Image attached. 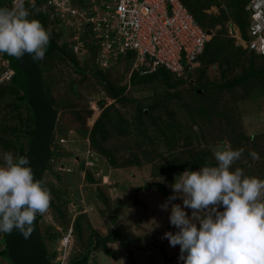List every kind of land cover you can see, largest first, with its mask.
<instances>
[{"label": "trees", "instance_id": "obj_1", "mask_svg": "<svg viewBox=\"0 0 264 264\" xmlns=\"http://www.w3.org/2000/svg\"><path fill=\"white\" fill-rule=\"evenodd\" d=\"M46 1L25 0V8L29 11V19L38 20L50 33V36L59 37L62 41L65 31L62 29L58 17L52 16L53 10L46 6ZM99 1L71 0V3L78 8L88 9L94 2ZM182 1L198 23L209 32L210 28H216L219 23L230 18L238 25L242 37L248 38L247 30L250 22V13L246 6L249 0H227L229 8L226 11L222 9L218 14L209 10L213 5L221 6V0ZM219 36L221 37L222 35L217 30V33L212 35L211 39L206 43L204 52L198 57L201 66L197 65L192 71L187 72L186 76L181 77L164 67L145 74L135 70L128 78L129 83L118 85L117 81L113 80L111 74L114 71H126L129 74L134 59V51L129 50L122 53L111 66L101 68L94 61L96 50H91L89 56L84 60H80L73 50L69 48V39L67 40V37L64 38L62 43L55 44L56 50H48L46 46L43 60L58 55L62 60H67L73 65V74H75L78 80L70 79L69 85L74 88L69 93L79 95L80 92L76 91L75 86L78 87V85L81 86L84 82H88V85L92 84L94 88H98L97 85L99 84L100 88L105 92V96L111 98L109 104H106L107 99L97 100L101 110L89 134L90 148L93 151L106 158L112 166L122 167L127 165L132 166L133 164L140 166L145 160L147 163L152 164L153 175L171 177L173 174L178 175L182 173L187 168L197 170L205 164L214 165L216 163L211 157V150L202 146L203 139L205 138L203 132L208 121H216L220 126L218 129L221 131L220 134L226 135L231 146L234 149H242V152L246 153L244 154L246 155L245 158L242 156L236 161L247 158L253 159L249 155L252 151H255L258 157L264 155V143L262 141L259 140L257 142L255 137L247 136L245 132L240 134V136L234 135L238 133V126L235 124L236 121L234 120L235 117L233 118L232 116V111L235 109L237 103L229 99L223 101V94L230 93L231 99L237 101L249 96L255 87H260V90L264 94V65L255 67L253 62L257 55L264 58V54H258L254 50H249L236 42L232 37L220 39ZM223 50H227V52H223ZM215 62H220L222 66L219 78L214 80L206 77V68L212 63L215 64ZM245 62L248 63V67H243L244 65L242 64ZM197 70L198 79L194 83L192 82L190 86L191 98H195L197 102L191 108L185 101L187 98H185L184 91L175 88L179 87L181 83H184L190 77H194ZM70 75H72V72H62L63 81H65L64 76L69 77ZM44 79L51 100L59 110V113L62 109L64 111L69 107V109L73 108L74 102H71V97H67V99L63 98L62 101L64 102L62 104L56 103L57 101L51 94L45 74ZM129 84L144 88H147L149 85V87L154 88L153 91L157 92H153L152 101L148 99L147 103H142V99L126 95L127 85ZM151 84H155L156 87ZM86 96L82 97L86 98ZM203 98L204 100H202ZM176 99H181L183 104L179 106L175 102ZM67 100L69 101L66 102ZM232 102L235 104H232ZM130 106L133 109L131 112H128ZM178 107L180 108L179 110H177ZM91 108L89 107L86 110L87 114L85 116L82 114V111H79L76 107L73 108L77 121L79 124L82 123L80 126L86 124L85 118L86 116H90L92 112ZM183 108L189 114L188 118L181 119V116L177 114L183 113ZM128 113H132L133 120ZM213 116L215 117L213 118ZM197 117H201V120H204L202 121L203 123L201 121L198 122L196 120ZM189 120L194 121L195 126L189 125L191 124ZM33 124L34 118L31 108L24 100V96L16 85L14 77L1 81L0 148L3 151H11L14 156L22 155L27 149ZM198 127H201L200 131ZM240 138L252 140L250 146L244 148L243 141ZM69 139L74 140L73 138ZM130 140L132 144H130ZM54 142L57 143L58 141H55L53 138V148L56 147ZM130 145L134 146L131 148ZM54 151L56 153L52 160L58 154L56 149ZM113 151L123 153L122 162H119ZM50 163L48 168L51 165ZM87 178L93 179L90 173H87ZM146 187L147 189L154 188L158 190L166 198L171 195V190L160 181H151ZM103 197L106 198L105 195ZM70 201L65 197V192L52 191L49 206L50 215L60 220L63 229H68L71 226V219L68 215L69 208L66 206L65 209V205ZM118 204L123 206V204ZM41 216L37 214L38 228L43 235V243L48 259L52 261L59 253L56 249V241L60 238L61 231L51 225L41 227ZM118 218L119 207L114 210L112 217L115 223L114 226L109 228L106 235H102L93 228L86 212H82L76 216L72 220L71 226L74 239L76 240H74L76 242V249L72 250L68 264H89L93 254L97 251H103L109 256H114L109 245L111 242L118 240L114 238L120 237L124 241H127L122 234L120 225L116 223ZM84 233H86V237H83ZM1 236L2 234H0V240Z\"/></svg>", "mask_w": 264, "mask_h": 264}, {"label": "rangeland", "instance_id": "obj_2", "mask_svg": "<svg viewBox=\"0 0 264 264\" xmlns=\"http://www.w3.org/2000/svg\"><path fill=\"white\" fill-rule=\"evenodd\" d=\"M221 3V6L213 5L209 11H214L218 14L222 9L226 11L229 8L227 0H221ZM209 30L212 35H215L217 30H219L220 35H222L221 37L219 36L220 39L232 37L236 42L239 41L238 35L240 29L230 18L219 23L216 28L213 27ZM88 38L89 36H87V39ZM59 41L62 43L59 37L50 36L47 49L56 50L57 47L55 44H59ZM223 52H227V50H223ZM43 58V73L46 75L47 83L50 87L51 94L57 101L56 103L59 102L62 104V102H64L62 101L63 98L67 99V97H71V102H74L73 108L76 107V109L82 111V114L85 116L87 114L86 110L89 107L91 108L94 102L99 105L98 99H107L106 104L111 102V98L105 96L106 94L103 89L100 88L99 84L97 85L98 88H94L92 84L88 85V82H84L81 86H75L76 91L80 92L79 95L69 93L74 88L69 85V81L72 79L78 80L75 74H73V65L67 60H62L58 55L45 58V60H43ZM263 59V57L257 55L253 61L255 67L263 66ZM199 65L201 66L200 63ZM242 65H244L243 67H248L247 62ZM221 66L220 62L210 64L206 68V77L214 80L218 79ZM62 72H72V75L69 77L64 76L65 81H63ZM111 75L113 80L115 82L117 81L118 85L129 83V77L126 71H114ZM197 75L198 70L194 77H190L188 80H185L184 83H181L179 87L175 88L184 91L185 98H187L185 101L191 108L196 105L195 102H197V100L193 97L191 98L190 86L192 82L194 83L198 79ZM90 80L94 82L92 78H90ZM151 85L156 87L155 84ZM153 89L154 88L149 87V85L147 88H144L129 84L127 85L126 95L142 99V103H147L148 99L152 101L153 92H157L155 90L153 91ZM85 95H87L86 98H83ZM231 98L230 93L223 94V101L229 99L237 103L236 106L234 105L235 109L232 111V116L233 118L235 117L234 120L236 121L235 124L238 126V133L234 135L240 136V134L245 132L247 136L252 138L255 137L257 142L260 140L264 143L263 91L260 90V87H255L250 92V95L243 99L234 101ZM202 100H204V98ZM68 101L69 100L66 102ZM175 102H177L179 106L183 104L181 99H176ZM233 102L232 104H235ZM130 107L128 112H131L133 109V107ZM69 108L64 111L62 109L59 113L53 137L55 141H58L57 143L54 142L56 147L53 148L58 151V154L54 157L50 163V167L45 173L47 187L51 195L52 191H63L65 192V197L71 200L65 205V209L66 206L69 208L67 209L69 218L71 219V226L72 220L76 216L80 215L82 212H86L93 228L102 235H106L109 228L114 226L115 223L112 217L114 215V210L119 207V218L116 223L120 225L122 234L127 239V241H124L120 237H115L114 239L118 240L109 244L114 256H109L103 251H97L93 254L89 264H182V261H178L180 255L179 245L175 247L170 246L168 240L163 238V234L166 231L176 230L174 226L169 223L171 206L169 205L168 210H162L160 205L166 201L165 195L154 188L147 189L146 187L151 181H160L171 190L169 185L174 182V177L176 175L173 174L171 177L155 176L153 175L152 164L147 163L145 160L140 166L135 164L122 167L112 166L106 158L90 148L89 134L98 114H95L94 110L91 108L92 112L90 116H86L85 118L86 124L80 126L82 123L79 124L77 121L75 111L73 108ZM179 109L178 107L177 110ZM185 109L183 108V113H177L181 116V119L189 117ZM128 114L133 120L132 113ZM214 117L215 116H213V118ZM196 120L198 122L204 121L201 120V117H197ZM189 123H191L189 125L195 126L194 121L189 120ZM203 126H205V124H203ZM198 128L200 131L201 127ZM219 128L220 126L216 121H208L203 132L205 138L203 139L202 146L211 150V157L213 159V150L215 147L218 144L228 142L226 135L220 134L221 131L218 130ZM69 138H73L74 140H70ZM241 140L243 141V143H241L244 145V148H248L252 141L247 139ZM130 144H132L131 140ZM133 146L134 145H130L131 148ZM0 151L3 150L0 148ZM113 152L119 162H122L124 157L123 153ZM242 154L241 157L244 156L245 158L246 155L244 154L246 153L242 152ZM231 167L233 169L237 167L241 168L246 175L264 179V155L255 160L247 158L235 161ZM87 173L91 174V177H93L92 180L87 178ZM103 195H105L106 198H104ZM118 203L123 204V206ZM172 203L182 202L177 199ZM186 211L190 214L191 210ZM41 220V227L51 225L55 229L57 228L61 231L60 238L56 241V249L58 250L61 235L67 234L71 226H69L68 229H63L60 220L58 218H53L50 215L49 209L41 216ZM71 234L73 240L71 246H69L70 254L73 249H76V240L74 239L73 232H71ZM83 237H86V233L83 234ZM2 249L3 244L0 243V250ZM50 262L54 264L53 260ZM0 264H7V262L0 258Z\"/></svg>", "mask_w": 264, "mask_h": 264}, {"label": "clouds", "instance_id": "obj_3", "mask_svg": "<svg viewBox=\"0 0 264 264\" xmlns=\"http://www.w3.org/2000/svg\"><path fill=\"white\" fill-rule=\"evenodd\" d=\"M9 3L11 7H0V54L19 58L28 53L39 61L50 33L38 20L29 19L25 0ZM62 29L63 42L69 39V29ZM242 151L228 142L218 144L214 165L187 168L169 185L171 195L160 207L171 206L169 223L176 230L166 231L163 238L170 246L179 245L182 264H264V179L231 167ZM249 155L259 158L255 151ZM177 199L182 203H172ZM50 201L51 192L43 177L35 178L28 156L0 151V234L16 229L28 238L37 214H45Z\"/></svg>", "mask_w": 264, "mask_h": 264}, {"label": "built area", "instance_id": "obj_4", "mask_svg": "<svg viewBox=\"0 0 264 264\" xmlns=\"http://www.w3.org/2000/svg\"><path fill=\"white\" fill-rule=\"evenodd\" d=\"M52 16L69 29L70 48L80 60L96 50L95 63L111 66L129 50L135 70L151 73L160 67L184 76L199 65L211 34L203 28L182 0H100L88 9L72 5L71 0H47ZM248 38L239 34L240 43L264 54V0H249ZM89 38L87 39V36ZM0 82L13 77L8 61L0 54ZM92 107L99 112L96 102ZM72 229L61 236L57 264H67Z\"/></svg>", "mask_w": 264, "mask_h": 264}, {"label": "water", "instance_id": "obj_5", "mask_svg": "<svg viewBox=\"0 0 264 264\" xmlns=\"http://www.w3.org/2000/svg\"><path fill=\"white\" fill-rule=\"evenodd\" d=\"M0 7H11L9 0H0ZM3 55L13 71L15 83L30 106L34 118L28 146L22 155L28 156L35 178L43 177L44 179L48 165L55 155L52 141L59 110L47 91L42 59L34 61L28 53L19 58L8 56L6 53ZM0 243L3 244L0 258L7 264H50L43 243V235L38 228L37 216L28 238L13 229L11 233L2 234Z\"/></svg>", "mask_w": 264, "mask_h": 264}]
</instances>
